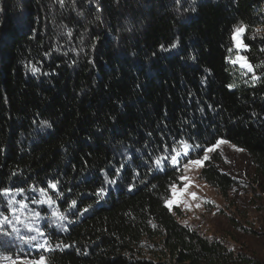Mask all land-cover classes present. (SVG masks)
Masks as SVG:
<instances>
[{
	"label": "trees",
	"instance_id": "obj_1",
	"mask_svg": "<svg viewBox=\"0 0 264 264\" xmlns=\"http://www.w3.org/2000/svg\"><path fill=\"white\" fill-rule=\"evenodd\" d=\"M239 26L252 71L232 63ZM220 139L264 177V0H0V189H24L0 206L36 205L50 246L0 244V263L264 264L165 204L182 166L156 157ZM218 160L201 177L227 197Z\"/></svg>",
	"mask_w": 264,
	"mask_h": 264
},
{
	"label": "rangeland",
	"instance_id": "obj_2",
	"mask_svg": "<svg viewBox=\"0 0 264 264\" xmlns=\"http://www.w3.org/2000/svg\"><path fill=\"white\" fill-rule=\"evenodd\" d=\"M243 33L244 31L239 34L240 46H237L234 31L235 52L232 63L248 69L245 65L249 63L241 53L246 48L243 42ZM220 140L224 143L209 152L208 156L210 159L215 152H218L220 160L216 162V165L221 171L230 174L236 180L229 190L228 196L224 197L218 188L202 179L201 170L204 165L200 167L189 164L187 169L182 167L181 175L189 178V187L187 192H183L185 181L180 179V182L175 184L177 196L174 198L175 202L171 210L181 224L196 229L207 236L222 238L234 250L254 252L264 260V177L258 173L257 167L247 151L224 139ZM183 147L177 152H182ZM182 159L183 157H181ZM191 192L197 194L196 199L191 197L189 194ZM169 199H173L172 192ZM197 204L200 207H196ZM34 212L39 213V216L34 215ZM2 216H7L12 223H6L0 228V244L21 249L36 248L25 241L26 237L37 235L35 231H30V228L41 229L42 224L45 223V219L36 205L24 208L10 202L6 207L0 206V219ZM56 217L58 223H64L65 219H60L58 215ZM14 227L19 231L14 232ZM4 239L13 241L6 245ZM31 262L48 264L45 259L40 262V258L26 257L0 264H31Z\"/></svg>",
	"mask_w": 264,
	"mask_h": 264
},
{
	"label": "snow or ice",
	"instance_id": "obj_3",
	"mask_svg": "<svg viewBox=\"0 0 264 264\" xmlns=\"http://www.w3.org/2000/svg\"><path fill=\"white\" fill-rule=\"evenodd\" d=\"M61 2H63V0H61ZM245 30L244 27H237L234 31L236 33L235 39L237 42V46H240V41H239V34L242 33ZM242 59V58H241ZM249 71H252V66L250 64L245 65ZM36 69H33V71H35ZM175 143H179L181 145H183V151L182 152H177L175 147H173L170 151H164L163 154L159 155L156 157L154 164L155 167L157 169L163 168V167H172L173 170H175L177 167H183L184 169H187L189 164L191 165H196V166H200L202 167L204 165V162L207 161L209 159L208 153L212 152L216 147L219 146V144L224 143V141L220 140L217 142L216 145H213L211 147H208L207 149L204 150L205 154L203 155L202 158H198L195 160L189 159L188 163L182 164L181 161V157L187 159L188 158V154H189V150L193 147H197L196 145H191L188 144L186 141H178ZM165 148H167V146H165ZM180 179L182 181H185L184 183V187L182 189L183 192H187V189L189 187L190 181L189 178L187 176H181ZM116 181H109V183H115ZM57 184L58 182H49L48 184V188H41V189H36L37 191L43 193L45 196H47L48 193V189H57ZM171 188V192H172V197L173 199H169L165 201V204L167 205V207L169 209L172 208L173 203L175 202L174 198L177 196V186L175 184H172L170 186ZM12 191H17V192H23L24 189H9V188H4V189H0V193L4 194V195H8L10 194ZM106 191V189H104L103 187H101L100 189H98V193L97 194H102ZM191 195V197L193 199L197 198V194L195 192H191L189 193ZM62 195V193H61ZM55 201L52 200V198L50 196H47L46 200H35L33 201V203H49L52 204ZM209 203H212L211 201H208ZM76 204L75 201H72V203L69 205V207H74ZM26 206V205H25ZM191 207V206H189ZM196 207H200L199 204L196 205ZM84 211H87V209H84ZM34 215H36L37 217L39 216V213L34 212ZM54 215H58L60 217V219H65L66 217L62 214V213H54ZM19 219V218H17ZM10 224L12 223L7 216H2V219H0V228L3 227L4 224ZM14 232H18L19 230L16 229L15 227L13 228ZM30 231H35L37 233V235L35 236H28L25 238L26 243L32 244L33 247L36 248H42V249H46V250H50V246H49V242L47 241L45 237V233L39 229V228H30ZM10 235V233H9ZM44 261V257L41 256L40 257V262ZM31 264H38V262H31Z\"/></svg>",
	"mask_w": 264,
	"mask_h": 264
}]
</instances>
